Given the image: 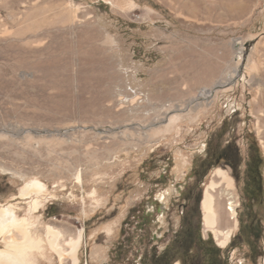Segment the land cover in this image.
Here are the masks:
<instances>
[{
	"label": "rangeland",
	"instance_id": "rangeland-1",
	"mask_svg": "<svg viewBox=\"0 0 264 264\" xmlns=\"http://www.w3.org/2000/svg\"><path fill=\"white\" fill-rule=\"evenodd\" d=\"M218 168L237 201L226 248L202 221ZM32 180L42 235L84 230L79 264H153L198 213L220 264H264V0H0V206L27 217Z\"/></svg>",
	"mask_w": 264,
	"mask_h": 264
},
{
	"label": "bare ground",
	"instance_id": "bare-ground-1",
	"mask_svg": "<svg viewBox=\"0 0 264 264\" xmlns=\"http://www.w3.org/2000/svg\"><path fill=\"white\" fill-rule=\"evenodd\" d=\"M237 72L235 70V73ZM231 75L218 81L215 86H221L222 89L234 84L236 78L235 75ZM214 87L202 89L188 106L196 105L197 108L200 107V101L213 99L217 94V89ZM181 111L185 112L186 109L177 108L173 114L176 115ZM175 117L169 122L178 119V116ZM44 189V184L38 180H32L21 188L19 197L31 198L27 217H19L14 205L0 206V243L2 244L0 264H44V262L52 264L54 257L59 264H79L84 230H79L76 234H68L48 224L44 229L45 234L42 235L37 223L32 220L33 213L40 206L37 198ZM32 195L37 198H32ZM201 210L205 231L212 232L219 246L226 248L238 227V220L234 183L225 170L220 168L215 170L211 184L204 192ZM227 216L232 221L231 227L228 226L230 222Z\"/></svg>",
	"mask_w": 264,
	"mask_h": 264
},
{
	"label": "trees",
	"instance_id": "trees-1",
	"mask_svg": "<svg viewBox=\"0 0 264 264\" xmlns=\"http://www.w3.org/2000/svg\"><path fill=\"white\" fill-rule=\"evenodd\" d=\"M224 153V150L221 151ZM221 153L218 154L221 155ZM227 156V155H226ZM219 158V157H218ZM231 161V160H230ZM260 165L261 156L253 149L246 165V197L249 202L257 200L261 190L260 183ZM198 202V200H197ZM198 212V211H197ZM200 216L197 214V222L192 223L189 218H183L180 231L176 235V241L173 246L166 248V250L154 259L153 264H173L177 260L183 263L200 261L201 264H220L218 258L220 256L219 249L214 245L211 238L204 240L200 234ZM197 247L201 253L198 252L193 255V249Z\"/></svg>",
	"mask_w": 264,
	"mask_h": 264
},
{
	"label": "flooded vegetation",
	"instance_id": "flooded-vegetation-1",
	"mask_svg": "<svg viewBox=\"0 0 264 264\" xmlns=\"http://www.w3.org/2000/svg\"><path fill=\"white\" fill-rule=\"evenodd\" d=\"M218 159H222V160H226V162L232 166V162L229 160L228 156H226L224 153H221V155L218 156ZM178 264H180L179 262H176ZM175 263V264H176Z\"/></svg>",
	"mask_w": 264,
	"mask_h": 264
},
{
	"label": "water",
	"instance_id": "water-1",
	"mask_svg": "<svg viewBox=\"0 0 264 264\" xmlns=\"http://www.w3.org/2000/svg\"><path fill=\"white\" fill-rule=\"evenodd\" d=\"M220 88H221V86H218V85L214 87V89H217V90L220 89ZM43 132H46V131H43ZM46 133H47V132H46ZM48 133H49V132H48Z\"/></svg>",
	"mask_w": 264,
	"mask_h": 264
}]
</instances>
